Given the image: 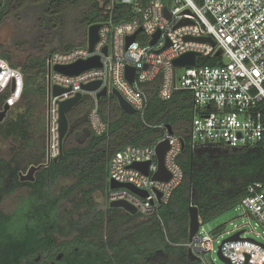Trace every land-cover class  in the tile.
Returning a JSON list of instances; mask_svg holds the SVG:
<instances>
[{
    "label": "built area",
    "instance_id": "built-area-1",
    "mask_svg": "<svg viewBox=\"0 0 264 264\" xmlns=\"http://www.w3.org/2000/svg\"><path fill=\"white\" fill-rule=\"evenodd\" d=\"M110 0L105 10L115 3L132 5L136 16L114 25L111 20L98 23V41L89 51L76 46L65 52L46 57V132L49 158L58 155L59 103L80 93L92 100L88 113L91 130L96 136L106 132L98 111L97 93L113 89L143 118L148 98L141 86L160 79L158 96L167 101L177 91L192 96V118L185 136L166 127L161 137L146 146H125L108 161V185L112 180L131 185L145 195L120 187L109 189L105 203L123 201L135 208L141 218L160 220L159 210L168 203L173 191L183 181V171L177 160L186 145L191 151L216 147L252 149L264 145V0ZM104 4L101 3L100 7ZM167 10L169 17L164 13ZM187 21L182 25L180 22ZM141 29L140 31H138ZM159 33L155 44L152 37ZM134 41L126 47L128 37ZM189 38V39H187ZM211 38L213 44L196 41ZM105 50V52H104ZM220 52V55L217 53ZM187 53H195L191 67H175L173 61ZM97 57L99 67L73 76L54 71L56 66H68ZM201 59L215 61L213 65H199ZM214 59V60H213ZM134 69L133 80L126 79V68ZM99 82V88L86 91L83 86ZM53 87L65 91L52 96ZM13 88V90H12ZM23 75L0 58V96L13 106L21 97ZM167 141L164 154L166 181L154 179L158 171L156 147ZM148 163L147 174L133 168ZM255 226L264 230V184L248 188V195L236 206ZM200 225L190 241L182 246L199 264H215L209 254L214 252L213 238L199 234ZM221 242L217 252L230 264H264V243L245 238ZM254 232V229L251 230ZM251 240V241H250Z\"/></svg>",
    "mask_w": 264,
    "mask_h": 264
},
{
    "label": "trees",
    "instance_id": "trees-1",
    "mask_svg": "<svg viewBox=\"0 0 264 264\" xmlns=\"http://www.w3.org/2000/svg\"><path fill=\"white\" fill-rule=\"evenodd\" d=\"M109 3L110 0H0V28L12 21L17 26L12 46L27 55L25 62L18 64L0 46V58L23 75L20 102L27 118H32L38 102L46 103L47 111L46 57L84 46L87 29L93 24L111 20L118 25L136 16L132 5L115 3L111 10H105ZM145 4L146 0H142L141 5ZM214 62L201 59L199 65ZM159 81L157 78L141 86L148 98L142 119L138 113L122 112L111 94L100 98L98 111L106 125L102 136H96L89 125L90 97L83 96L66 114L68 131L61 158L51 161L46 173L51 181L70 178L72 183L63 187L59 195L50 197L49 225L54 229L58 218L56 200L64 198L70 206L69 243L79 247L84 259L112 264H199L188 260L182 246L188 241L189 205L197 208L204 224L239 205L248 195L249 186L264 184V145L194 151L186 145L177 160L183 181L168 203L161 206L160 220L108 206L99 209L94 196L101 193L106 197L107 164L114 154L128 145L153 144L162 135L158 126H170L182 136L188 132L193 108L191 94L177 91L163 101L158 96ZM6 99V95L0 96V103ZM24 118L18 121L23 133L28 122Z\"/></svg>",
    "mask_w": 264,
    "mask_h": 264
},
{
    "label": "flooded vegetation",
    "instance_id": "flooded-vegetation-1",
    "mask_svg": "<svg viewBox=\"0 0 264 264\" xmlns=\"http://www.w3.org/2000/svg\"><path fill=\"white\" fill-rule=\"evenodd\" d=\"M0 46L14 58L13 50ZM5 101L0 103V264H112L84 259V253L69 243L71 240L57 243L51 235L54 229L49 225V200L65 187L55 191L58 180L64 178L49 179L47 152L36 163L30 160L27 113L21 102L9 106ZM4 105L9 106L6 111ZM22 116L27 122L25 133L18 125ZM40 165L30 175V168ZM56 203L59 220L65 199Z\"/></svg>",
    "mask_w": 264,
    "mask_h": 264
},
{
    "label": "water",
    "instance_id": "water-1",
    "mask_svg": "<svg viewBox=\"0 0 264 264\" xmlns=\"http://www.w3.org/2000/svg\"><path fill=\"white\" fill-rule=\"evenodd\" d=\"M164 13L167 17H169L167 10H164ZM184 23H187V21H182V22H180L179 25H182ZM100 27H101V24H93V25L89 26L87 29V39L86 40H87V45H88L89 51H91L93 49V46L98 41V31H99ZM140 30L141 29H139L138 31H140ZM158 36H159V33L157 32L152 37V40L150 42L151 45L155 44ZM134 38H135L134 35L127 38L126 47L134 41ZM187 39H189V38H187ZM195 40L200 41V42H207V43L213 44V41L211 40V38H198ZM104 52H105V50H104ZM217 55H220V52H218ZM196 56H197V54H195V53L184 54V55L180 56L179 58L175 59L173 61V65L175 67H191L195 64V57ZM99 66H100V64H99L98 58L92 57L86 61H79V62L74 63L72 65L56 66V67H54V71L61 73V74H64V75L73 76V75H77V74L81 73L84 70L99 67ZM133 76H134V69L131 67H127L126 68V79L130 83L133 80ZM99 85H100L99 82H94V83H90L88 85L83 86V89L86 91H94V90L99 88ZM12 90H13V88H12ZM64 91L65 90L62 88L53 87L52 96H57ZM110 94L112 96H114V98L116 99V102L118 104V107L120 108V110L122 112L128 113V114L135 113V111L132 109V107L122 98V96L119 94L118 91L113 89ZM107 95H108L107 89L104 88L100 92L97 93V99H100V98L105 97ZM81 99H82V95L80 93H78L73 98L67 99V100L59 103V119H58V141H59L58 150H59V152L55 158L50 160L48 148H47L46 165H48L51 161L56 162L58 159L61 158L62 142H63V139L66 136L67 131H68V120H67L66 114L74 106H76ZM8 108H9L8 105H4V107H3L4 111H6ZM166 129H167L169 134L172 133V129L170 126H166ZM167 149H168L167 141L159 143L156 147L158 171L153 177L156 180L166 181L168 179V174L166 173V171L164 169V163H163L164 154L167 151ZM182 150H184L183 142H182ZM42 166L43 165L32 166L29 170L30 175ZM147 166H148V163L135 164V165H133V168L141 171L143 174H147ZM29 179H31V178H29ZM108 186H109V189H111V190L123 187V188L130 190L133 193H137L139 195H145L143 192L136 190L131 185H120V184L113 182L112 180L109 182ZM107 206H108V208L121 209L130 215H136L135 208H133L132 206H130L129 204H127L126 202H123V201L110 202ZM188 215H189L188 241H190L191 238L198 231V228L200 225V219L198 216L197 208L192 206V205H189V207H188ZM241 233H242V231H238V232L234 233L233 235H231L230 237H228L227 239H225L223 242L238 240V239H240L239 236ZM217 255L222 262H224L225 264H230L228 262V260L221 255L220 251L217 252ZM187 258L190 261H197V259L190 253V251H187Z\"/></svg>",
    "mask_w": 264,
    "mask_h": 264
},
{
    "label": "rangeland",
    "instance_id": "rangeland-1",
    "mask_svg": "<svg viewBox=\"0 0 264 264\" xmlns=\"http://www.w3.org/2000/svg\"><path fill=\"white\" fill-rule=\"evenodd\" d=\"M16 32L17 26L12 21L5 23L0 28V43H3L7 49H12L14 51L15 62L21 64L25 62L27 55L21 51L15 50L12 46L13 39L17 37L15 36V34H17ZM20 100L21 97L18 100V104L20 103ZM36 107L37 110L33 113L32 118H28L30 145H32V156L30 160L32 159L34 163H36L38 157L47 152V132L45 127L46 103L38 102ZM71 183L72 180L70 178L59 179L55 191L58 190V187L66 186ZM94 201L99 209L107 208L103 194L97 193L94 196ZM69 207V204L65 201L62 207L63 209L60 210L62 217H59V220L57 219L56 224L54 225V230L51 232V235H53L57 243H66L72 239V235L69 233ZM255 223L254 219L248 218L243 214V211L240 208L235 207L200 226L199 234H209L213 238L215 251L211 252L209 256L211 259H214L215 264H225L217 255L218 246L237 230H244L245 232L242 236L245 238L253 239L258 243H264V230L260 226H255ZM252 229H254V232H251Z\"/></svg>",
    "mask_w": 264,
    "mask_h": 264
},
{
    "label": "crops",
    "instance_id": "crops-1",
    "mask_svg": "<svg viewBox=\"0 0 264 264\" xmlns=\"http://www.w3.org/2000/svg\"><path fill=\"white\" fill-rule=\"evenodd\" d=\"M1 45H3V43H0ZM4 46V45H3ZM9 46H11V45H9ZM10 50H12V49H10Z\"/></svg>",
    "mask_w": 264,
    "mask_h": 264
}]
</instances>
